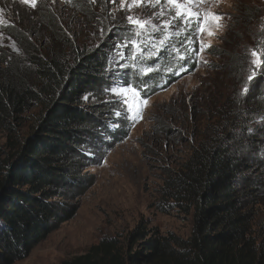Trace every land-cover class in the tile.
<instances>
[{
    "label": "trees",
    "instance_id": "16d2710c",
    "mask_svg": "<svg viewBox=\"0 0 264 264\" xmlns=\"http://www.w3.org/2000/svg\"><path fill=\"white\" fill-rule=\"evenodd\" d=\"M109 2L68 0L69 11L82 19L80 33L48 4H38L32 17L40 26L14 27L19 51L0 54V132L16 133L20 116L41 105L28 131L9 139L0 155V264L25 258L73 218L94 181L85 169L128 134L131 123L108 82L113 77L109 51L118 40L113 32L123 33L127 24ZM185 39L183 32L171 34L157 59H134L127 49L120 70L124 85L143 94L146 83L151 95L192 71L195 52L181 61L172 51H184ZM187 47L198 48L197 43ZM226 53L235 69L243 68L237 76L244 81L249 68L240 63L247 59L230 49ZM146 65L156 67L145 75ZM244 88L232 101L227 97V104L225 98L211 105L214 120L179 169L166 171L158 190L157 208L190 217L186 237L139 223L124 240L102 237L85 254L57 264H264V239L252 232L251 213L259 190L252 170L259 174L264 163L242 159L245 146L249 152L264 150L262 138L245 134L252 118L254 130L264 131V69Z\"/></svg>",
    "mask_w": 264,
    "mask_h": 264
},
{
    "label": "rangeland",
    "instance_id": "374dc122",
    "mask_svg": "<svg viewBox=\"0 0 264 264\" xmlns=\"http://www.w3.org/2000/svg\"><path fill=\"white\" fill-rule=\"evenodd\" d=\"M43 3L48 4L58 17H64L66 25L74 27L75 31L81 30L82 19L69 11L71 8L68 0H36L35 7L23 3V0H0V54L8 50L19 51L11 31L14 27H26L28 22L39 27L38 20L32 14L38 4ZM108 6L119 12V21L127 24L123 27V33L121 28H115L113 32L118 42L114 41L115 46L112 52L109 51L113 77L108 82L109 91L116 104L123 107L131 126L127 136L112 146L100 163L94 160L85 169L93 174L94 181L81 196L73 218L53 230L28 256L14 264H57L85 254L102 237L124 240L139 223L157 228L162 233L174 232L186 237L191 229L190 217L174 210L162 212L156 206L158 190L165 173L167 170L179 169L205 132V125L214 120L212 115L215 108L210 110L211 105L217 101L223 102L225 98L227 104V97L232 101L241 87L245 89L244 85L250 81L249 76L252 78L264 69V63H252L257 59L252 56L253 50L260 54L259 60H264V0H203L193 11H199L202 17L206 11L224 17L219 21V27L209 17L205 27L213 35L209 36L205 32L199 37L204 45L211 46L200 54L199 63L196 57V66L192 71L151 95L141 94L142 99H148L147 105L142 103V99L138 103L131 91L134 85H124L120 70L126 66L123 59H119L120 49L116 45L122 44L125 39L136 40L143 45L149 38L147 32L139 37L132 35L126 19L128 15L144 20L151 18L153 23L160 24L167 19V6L165 17L159 20L152 17V12L159 10V7L151 9L133 6L131 11L126 7L121 10L120 0L109 2ZM120 32L122 36H119ZM227 49L232 51V55L239 54L242 59H247V63H240L245 69L249 68V74L244 73V81L237 76L240 73L237 70L243 68H234V58L226 53ZM126 50L133 56L129 46L123 49L125 58ZM143 50L144 58L148 57V53L156 52L150 44ZM140 51L137 48L135 56L139 57ZM210 94L213 95L211 99ZM40 108L41 105L37 104L20 116L14 125L17 127L16 133L0 132V155L9 139L20 137L28 131ZM253 121V118L249 121L252 126L245 134L252 137L251 140L256 138L259 141L262 138L263 143L259 141V144L264 149V131L254 130ZM245 147L242 149L246 156L242 159L249 161L255 158L256 162L264 163V150L261 153L249 152ZM251 175L255 179L254 186L259 189L256 196L258 202L251 207L252 232L264 239V171L258 174L252 170Z\"/></svg>",
    "mask_w": 264,
    "mask_h": 264
},
{
    "label": "snow or ice",
    "instance_id": "6c2138e0",
    "mask_svg": "<svg viewBox=\"0 0 264 264\" xmlns=\"http://www.w3.org/2000/svg\"><path fill=\"white\" fill-rule=\"evenodd\" d=\"M95 2V0H92ZM110 2L115 3L116 0H110ZM203 2V0H120L121 10H124L125 7L128 11H131L133 6L140 7L143 6L145 8L157 9L159 10L152 12V17L156 19H160L165 17L166 11L165 6H167V19H164L162 23L156 24L153 23L151 18L144 20L141 18L134 17L133 15H128L126 17L129 30L132 32L133 36L139 37L144 35L145 32L149 34V38L147 41L143 42V45L138 44L136 40H128L125 39L122 44L116 45L118 49H120L118 55L119 59L125 58V53L123 49L128 48L131 46L133 51V58L135 59V50L140 48L139 58L143 59L145 56L144 48L147 47L149 44L152 48L156 49L155 53H148L149 59H157L159 55V51L165 49L167 46V41L171 39V34H175L176 36L181 35V32L185 35L186 39L182 42V47L184 51H181L180 48H173L172 51L176 53L174 57L177 60H187L188 55L186 53L195 52L197 57V62H200V54L205 50L206 47H210L211 45H204L203 41L199 39L201 33L207 32V35H213L212 32L207 31L205 25L209 23V17L213 22L217 23L219 27V21L223 20L224 17L217 13L212 12H204L203 17L199 11H193V8L198 5L199 3ZM25 4H31L32 7L36 6V0H23ZM159 35H163L162 39H159L157 42V37ZM158 43V46H157ZM199 44L198 48H189L187 45L191 44ZM252 56L256 57L252 61L253 64L256 63H264V60H259L260 54L257 53L255 50L252 51ZM118 63V62H117ZM206 63V61H205ZM122 66V65H121ZM156 66L155 65H146L143 69L144 74L147 75L148 73L152 72ZM181 70H186L181 68ZM175 74H179L178 72ZM251 79V76H249ZM127 87V85H125ZM115 93V89L112 90ZM131 91L133 93V98L137 100L138 103L141 102V89L135 86L131 87ZM246 91V89H245ZM143 94L144 96L147 95V84L143 85ZM127 103V99L124 101ZM142 103L144 105L148 104V99H142ZM139 115V112H137Z\"/></svg>",
    "mask_w": 264,
    "mask_h": 264
}]
</instances>
